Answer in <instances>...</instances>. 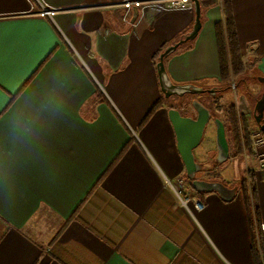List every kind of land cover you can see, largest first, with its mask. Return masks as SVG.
I'll return each mask as SVG.
<instances>
[{
  "label": "crops",
  "instance_id": "0c3cea01",
  "mask_svg": "<svg viewBox=\"0 0 264 264\" xmlns=\"http://www.w3.org/2000/svg\"><path fill=\"white\" fill-rule=\"evenodd\" d=\"M33 1L0 0V264H254L241 183L253 170L264 240V167L235 157L216 25L229 4L246 65L231 102L252 136L264 133V0L200 2L198 35L165 59L174 84L217 90L206 101L166 97L154 61L192 29L195 10L148 9L134 27L108 5L119 0ZM43 5L54 14L40 16ZM193 101L212 114L194 149L196 179L215 186L199 194L201 211L166 184L190 180L170 110L196 118ZM238 158L251 159L247 176L222 182L217 170Z\"/></svg>",
  "mask_w": 264,
  "mask_h": 264
},
{
  "label": "trees",
  "instance_id": "16d2710c",
  "mask_svg": "<svg viewBox=\"0 0 264 264\" xmlns=\"http://www.w3.org/2000/svg\"><path fill=\"white\" fill-rule=\"evenodd\" d=\"M227 1V0H226ZM218 51L220 57V81L225 89L229 90L234 85V82L242 79L246 70L243 55L241 53L238 36L235 29V22L231 14L229 4L225 10V20L223 23L216 25ZM192 40L185 42L182 46L190 47ZM169 44H164L161 49L155 54L154 61L158 63L159 55L165 50ZM165 97V96H164ZM164 97L162 96L151 108L147 116L142 122L145 124L151 116L164 104ZM216 97V94L215 96ZM226 122L232 132L235 143V157H242L244 151L254 156L252 146V135L248 130L247 120L238 113L237 106L234 102H229L225 108ZM243 122V130L241 131L239 121ZM121 152L119 156L123 154ZM118 156V157H119ZM192 186V180H189ZM242 189L245 194L246 207L250 215L251 228L253 234L252 253L254 264H264V240L263 232L261 229V213L258 203V193L255 183V173L250 170L248 178L244 179L241 183ZM193 189V188H192ZM197 194L203 192L193 189ZM258 233V237H257Z\"/></svg>",
  "mask_w": 264,
  "mask_h": 264
},
{
  "label": "water",
  "instance_id": "95a60500",
  "mask_svg": "<svg viewBox=\"0 0 264 264\" xmlns=\"http://www.w3.org/2000/svg\"><path fill=\"white\" fill-rule=\"evenodd\" d=\"M195 10V22L192 29L184 34L178 41L168 45L165 50L159 55V62L157 63V70L159 76V82L161 89L164 92L166 97L172 95L183 96L184 94H198L204 91L215 95L217 90L208 89L205 90L201 87H198L194 84H183L178 85L174 84L165 68V59L174 53L182 44L189 40H193L200 31L202 27V12L199 1L194 2ZM193 108L197 112V117L194 118L193 115H183L178 109L172 108L170 110V118L174 125L177 138H178V147L183 158V161L186 165L188 177L192 180V186L198 191L215 189L214 184L207 183L204 180L196 179V173L199 171V164L195 160L194 149L201 142L204 132L208 128V124L212 118L210 110L202 105L200 102L193 101ZM264 108L261 106V110ZM262 117V114L259 115V119ZM260 121V120H259ZM218 123V132L217 140L220 147V151L225 156L228 153V145L226 142L224 127L220 121ZM262 130L264 131V124L262 125Z\"/></svg>",
  "mask_w": 264,
  "mask_h": 264
},
{
  "label": "built area",
  "instance_id": "2783aa9c",
  "mask_svg": "<svg viewBox=\"0 0 264 264\" xmlns=\"http://www.w3.org/2000/svg\"><path fill=\"white\" fill-rule=\"evenodd\" d=\"M32 9L34 8V1L29 0ZM195 1L205 0H119L109 2L108 5L115 7H122L124 14L122 20L130 26H137L148 9H157L163 11L170 10H182V11H194ZM223 2L224 0H216ZM137 9L139 15L134 20H131L132 12ZM55 10L42 6V9L38 12L40 16H52ZM253 152L261 167H264V133L258 130L252 136ZM166 184L174 191L182 206L189 208V204L193 203L196 210L201 211L204 207V202L201 195L192 191L188 180L184 178H177L175 180L167 179Z\"/></svg>",
  "mask_w": 264,
  "mask_h": 264
},
{
  "label": "rangeland",
  "instance_id": "374dc122",
  "mask_svg": "<svg viewBox=\"0 0 264 264\" xmlns=\"http://www.w3.org/2000/svg\"><path fill=\"white\" fill-rule=\"evenodd\" d=\"M239 93H240V91L236 92V91H234V88L232 87L230 89V91L226 90V91H222L221 93H218V94H223L224 100L229 103L231 101H235L236 96ZM211 95L212 94L209 93L208 91H204L202 93L196 94L197 98L202 100V101H206L207 99H209V97H211ZM251 162L252 161L250 158H247V159L238 158L237 161L235 163H233L232 170L228 169L226 171H223L221 164H219V166H221V167L217 171L222 174V176L220 177L221 181L225 178L229 179V181L234 180V182L242 180L243 178H245L247 176V172H248L247 171V165L250 166ZM222 182H224V180Z\"/></svg>",
  "mask_w": 264,
  "mask_h": 264
},
{
  "label": "flooded vegetation",
  "instance_id": "af4514ba",
  "mask_svg": "<svg viewBox=\"0 0 264 264\" xmlns=\"http://www.w3.org/2000/svg\"><path fill=\"white\" fill-rule=\"evenodd\" d=\"M213 95V94H212Z\"/></svg>",
  "mask_w": 264,
  "mask_h": 264
}]
</instances>
